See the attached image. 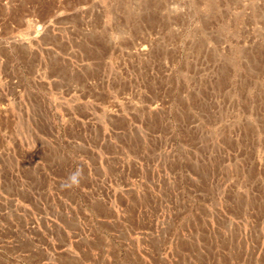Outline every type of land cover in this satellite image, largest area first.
Instances as JSON below:
<instances>
[{
  "label": "rangeland",
  "instance_id": "1",
  "mask_svg": "<svg viewBox=\"0 0 264 264\" xmlns=\"http://www.w3.org/2000/svg\"><path fill=\"white\" fill-rule=\"evenodd\" d=\"M0 264H264V0H0Z\"/></svg>",
  "mask_w": 264,
  "mask_h": 264
},
{
  "label": "crops",
  "instance_id": "2",
  "mask_svg": "<svg viewBox=\"0 0 264 264\" xmlns=\"http://www.w3.org/2000/svg\"><path fill=\"white\" fill-rule=\"evenodd\" d=\"M62 160L64 161V164L62 165L59 162H56L54 170L57 171V173H58V176H57V179L56 180L57 181H60V182H65L66 180H64V177H61L60 178V176H61L60 174L65 175L67 173V170L70 171L71 169H69V167L71 168V164H68L67 165V163H66L67 160H66L65 157H62ZM98 162L99 161H96L95 156H88L85 159L84 163H83L86 166V168L88 169V172L87 173H90V171H92V169H93V166L94 165H97ZM58 177L60 179H58Z\"/></svg>",
  "mask_w": 264,
  "mask_h": 264
},
{
  "label": "clouds",
  "instance_id": "3",
  "mask_svg": "<svg viewBox=\"0 0 264 264\" xmlns=\"http://www.w3.org/2000/svg\"><path fill=\"white\" fill-rule=\"evenodd\" d=\"M83 176L82 169H76V171L72 172L65 182H62V187L71 188L74 186H79L80 180Z\"/></svg>",
  "mask_w": 264,
  "mask_h": 264
}]
</instances>
